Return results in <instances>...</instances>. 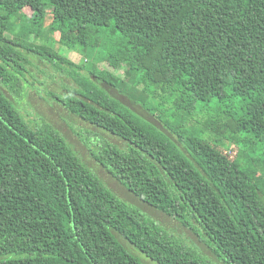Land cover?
<instances>
[{"label":"trees","instance_id":"obj_1","mask_svg":"<svg viewBox=\"0 0 264 264\" xmlns=\"http://www.w3.org/2000/svg\"><path fill=\"white\" fill-rule=\"evenodd\" d=\"M0 8V264H144L121 239L157 264H213L122 201L50 124L25 120L3 91L21 93L20 48L75 81L53 100L127 145L92 152L112 178L191 228L224 264H264V0H0ZM24 8L38 26L48 14L46 35L92 50L88 75L6 35ZM141 88L176 98L181 114L223 104L215 141L170 121Z\"/></svg>","mask_w":264,"mask_h":264},{"label":"rangeland","instance_id":"obj_2","mask_svg":"<svg viewBox=\"0 0 264 264\" xmlns=\"http://www.w3.org/2000/svg\"><path fill=\"white\" fill-rule=\"evenodd\" d=\"M32 13L33 12L29 8H24L19 11L16 16L9 18L6 35L8 37L26 40L27 43H25L24 46L28 47V45L31 44L35 47H46L73 63L79 65L83 64L84 70H81L80 73L88 75L91 65L97 62L93 58L94 54L92 50L85 49L78 44L63 42L61 35L56 34L55 36L54 32H50L51 34L46 35V29L50 25L48 14L45 16L44 24L38 26L36 22H32L31 20ZM3 14H5V12L0 8V18ZM20 49L17 50L19 53L21 52L23 61L25 60L21 63L24 68V76H19V89L21 93L13 94L8 92L5 88H3V91L19 109L25 120L33 128H39L43 124H50L52 128L57 130L71 145L82 162L85 163L87 167L102 180L105 186L114 192L122 201L134 210H137L147 220L159 226L171 238L184 244L187 248L205 258L207 261L213 264H224L218 256L205 246L191 228L184 227L176 219L143 203L112 178L105 169L97 164L92 152L96 151L103 142L115 144L122 149L127 148V145L116 137L83 122L80 118L72 115L58 102L53 100V97H51L49 93L65 95L67 89L72 90L76 87L75 81L71 76L52 66L46 60H41L39 56L34 55L32 52ZM62 65L71 69V67L65 64ZM92 72L96 74L97 77L104 80V77L98 70H92ZM103 86L112 96L129 106L143 119L161 127V122L155 116H151L149 113L145 112L139 105L131 103L127 97L119 94L114 88L106 84ZM143 89L144 88H141V90L146 92L152 99L154 106L161 111V113L163 112L170 121L179 119L181 120L183 129L187 133L194 134L203 139H213V141H215L213 136L215 132L212 131L211 128L212 125L216 126L213 122V119H216V114H219L225 109L223 104L217 105L216 103H211L206 105L204 109L202 107L203 104H198L190 114H181L175 108L176 98L164 95L160 91L151 92L152 90L148 88ZM25 91L27 92L26 96ZM217 119L216 121L218 122L219 119ZM193 226L197 228L195 223H193ZM121 242L129 253L137 257L144 264H157L148 259L127 241L121 239Z\"/></svg>","mask_w":264,"mask_h":264}]
</instances>
